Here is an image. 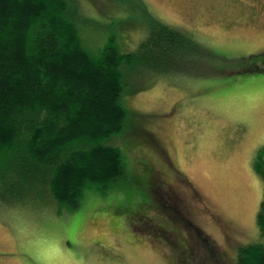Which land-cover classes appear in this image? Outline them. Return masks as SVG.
<instances>
[{"label": "rangeland", "instance_id": "374dc122", "mask_svg": "<svg viewBox=\"0 0 264 264\" xmlns=\"http://www.w3.org/2000/svg\"><path fill=\"white\" fill-rule=\"evenodd\" d=\"M142 1L205 47L199 73L144 74L123 92L125 126L108 142L120 146L125 173L105 190L84 189L76 207L42 187L0 189V264H236L240 246L264 241L253 165L264 146V70H248L264 62V0ZM112 3L123 1L78 0L93 49L112 33L123 43L143 32L142 21L130 30L126 20L145 10ZM184 60L173 68H188Z\"/></svg>", "mask_w": 264, "mask_h": 264}, {"label": "trees", "instance_id": "16d2710c", "mask_svg": "<svg viewBox=\"0 0 264 264\" xmlns=\"http://www.w3.org/2000/svg\"><path fill=\"white\" fill-rule=\"evenodd\" d=\"M122 1L112 4L124 13L128 3L129 13L145 10L126 20L130 30L143 22L141 36L122 43L112 33L93 49L78 20V0H0V189L31 193L42 187L59 204L76 207L84 189L105 190L125 173L120 146L108 142L125 126L123 92L139 89L144 74L199 73L205 47L192 34L159 20L142 0ZM181 59L191 62L176 71ZM248 70L261 72L264 62ZM263 149L253 162L263 180L262 236ZM145 204L133 211L134 219L144 215ZM236 264H264V241L240 246Z\"/></svg>", "mask_w": 264, "mask_h": 264}, {"label": "flooded vegetation", "instance_id": "af4514ba", "mask_svg": "<svg viewBox=\"0 0 264 264\" xmlns=\"http://www.w3.org/2000/svg\"><path fill=\"white\" fill-rule=\"evenodd\" d=\"M174 169L176 170V172H178V169H176V168H174ZM155 172H156V171H155ZM157 175H158V174H157ZM157 175H156V178H157V181H158V185H159V184L166 185V186L171 190V188H172V183H170L169 181L165 180V179L162 178V177L159 178V177H158L159 175H158V176H157ZM153 182H154V176H153ZM173 192H174V191H173ZM174 193H175V192H174ZM179 198H180V197H179ZM180 199H181V198H180ZM144 214H145V213H144ZM145 215H146V214H145ZM143 216H144V215H143ZM143 216H140V215H139L138 218H137V220L140 221V219H141ZM176 227L179 229L180 232H186V233H187L186 235H187L188 238H189V235H190V234L187 232V230L185 231V229H183L184 226H183L182 228H179V226H176ZM180 227H181V226H180ZM179 231H178V232H179ZM180 232H179V234H181ZM182 239H183V241H184L183 243H184L185 247H189V243H188V242H189V239L184 238V237H182ZM179 242H180L179 245L183 246V245H182V242H181V241H179ZM191 242H192V241H191ZM195 242H197V241L195 240ZM185 247L183 246V248H185Z\"/></svg>", "mask_w": 264, "mask_h": 264}]
</instances>
